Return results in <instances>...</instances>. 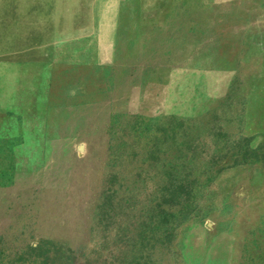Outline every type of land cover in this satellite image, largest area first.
<instances>
[{"label": "rangeland", "instance_id": "1", "mask_svg": "<svg viewBox=\"0 0 264 264\" xmlns=\"http://www.w3.org/2000/svg\"><path fill=\"white\" fill-rule=\"evenodd\" d=\"M0 4L65 69L52 135L0 138V264H264V0Z\"/></svg>", "mask_w": 264, "mask_h": 264}, {"label": "crops", "instance_id": "2", "mask_svg": "<svg viewBox=\"0 0 264 264\" xmlns=\"http://www.w3.org/2000/svg\"><path fill=\"white\" fill-rule=\"evenodd\" d=\"M16 8L17 4H0V138L27 140L50 136L56 129L64 112L65 69L60 62L49 68L50 52L44 47L49 45L50 24L12 15ZM35 46L43 47L42 62H35ZM14 150L18 153L17 147Z\"/></svg>", "mask_w": 264, "mask_h": 264}]
</instances>
